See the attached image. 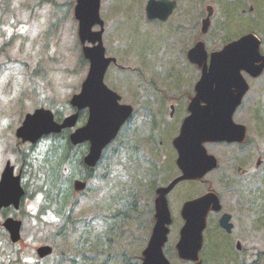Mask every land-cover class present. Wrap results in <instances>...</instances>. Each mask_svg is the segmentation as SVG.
Returning a JSON list of instances; mask_svg holds the SVG:
<instances>
[{
  "label": "rangeland",
  "instance_id": "1",
  "mask_svg": "<svg viewBox=\"0 0 264 264\" xmlns=\"http://www.w3.org/2000/svg\"><path fill=\"white\" fill-rule=\"evenodd\" d=\"M187 1L190 0H183L177 10V22L175 17H171L167 21L170 23L163 24L148 21V0H102L104 45L107 55L118 60V65L108 70L105 80L111 89L122 96L124 102H136L138 95L162 98L168 94L181 99V94H193L200 72L196 68L189 69L193 67L186 65L185 56L178 48L183 43L188 46L195 41L207 0H196L189 10L186 8ZM75 4L76 0H0V28L4 29H0L2 165L7 160L19 165L18 150H27L33 158L51 156L49 151L54 140H44L32 151L27 144L19 143L14 131L21 126L28 113L40 106L54 109L62 118L73 112L70 100L80 92L89 71V65L82 62ZM256 4L258 11L244 19L246 26L237 35L251 32L252 29L247 28L255 27L260 32L263 29L264 34V0H256ZM57 5L60 7L56 9ZM240 17L234 15L232 23ZM180 20L186 24H181ZM215 30L218 29L214 26L210 31L214 35L209 39L211 47L215 46ZM185 31L187 33L182 41L180 36ZM231 34L227 32L223 36L230 37ZM250 82L251 90L236 120L250 125L254 142L248 151L258 159L264 157V76ZM158 104H161L158 118L160 127L155 143L160 147V153L157 154V149L148 150L146 155L156 157L151 163L155 167H150L153 168V176L160 170L161 177L157 180L162 179L160 182L167 183L179 174L177 153L172 142L179 133L180 118L169 120L170 110L166 109L168 102ZM181 115L184 119L185 113ZM87 118L88 114L84 113L79 123L84 124ZM146 126L148 128L149 124ZM124 141L120 138L112 147V150H119V156L114 158L113 171L107 172L103 165L98 177L90 181L92 191L89 190L87 194L77 196L71 192L67 178L57 180V183L50 182L60 215L50 213L49 216H42L41 206L49 198L29 197L18 215L24 222L22 241L16 247L11 246L7 234L0 229V264H18L19 260L20 264H53L54 259L62 257L75 261L63 264H129L127 258L141 264L150 231L136 226L135 222L123 223L121 200L125 199V191L131 187L126 185L132 184L129 175L123 173L125 159L122 160L121 153ZM207 149L221 159L219 170L206 177L203 183L184 182L179 185L173 199V213L179 220V210L184 200L206 192L210 185L217 192H224L225 208L236 211L234 241L216 230L217 221L213 219L210 227L214 229L205 241L204 264H264V163L258 178L244 194L245 201L241 202L240 194L229 192L222 182L225 176L235 177L240 166L244 168L241 162H233L236 147L208 145ZM142 170L146 171L144 166L139 174H142ZM150 189L145 188L146 191ZM145 194L148 195V192ZM149 198L147 196L143 201L148 202ZM65 211L69 212V219L75 222V227L63 224L61 216ZM140 237L143 241H138ZM178 237L179 229L175 228L167 246V257L172 264H191L181 262L177 256L175 246ZM236 241L242 243L241 252L235 249ZM42 245L53 246L54 257L40 259L36 249ZM8 256H12L11 262L4 260Z\"/></svg>",
  "mask_w": 264,
  "mask_h": 264
},
{
  "label": "water",
  "instance_id": "2",
  "mask_svg": "<svg viewBox=\"0 0 264 264\" xmlns=\"http://www.w3.org/2000/svg\"><path fill=\"white\" fill-rule=\"evenodd\" d=\"M100 7L101 0H78L75 7L82 43L89 41L94 44L93 47L84 48V54L90 61V70L81 93L74 95L71 100V105L79 111L85 108L90 110L88 123L71 135L74 144L85 141L91 143L90 152L85 157V163L89 166H95L102 150L115 138L122 124L131 114V107L119 104L121 97L104 83L105 73L116 59L106 57V49L102 41L104 22L100 18ZM172 9L173 5L166 0H151L148 14L151 18L159 17L165 20ZM96 24H100L102 29L93 32L92 29ZM257 47L253 44L248 48L244 47L242 52L238 49L239 46L228 47L223 52L214 54L210 71L206 70V53L202 45L190 52V59L201 66L204 65V72L196 86L197 95L190 106L191 115L186 118L181 134L174 142L179 152L178 165L183 175L168 188L162 189L163 194L182 180L200 179L209 170L216 168L217 160L207 154L203 146L205 142L240 139L237 126L232 119L236 107L248 90V85L240 71L247 70L254 76H258L263 71L264 59L260 57ZM261 60H263L261 65L254 66ZM201 102H205L206 105L201 106ZM77 119L78 112L60 124L54 120L52 111L39 109L34 114L26 116L23 125L17 131V136L23 141L36 142L45 134L59 133L65 128L74 127ZM11 177L10 170H6L0 184V205L10 202L18 204L22 195L19 178L10 181ZM77 189H80L78 184ZM158 204V222L144 252L143 264H169L162 251L168 234L166 225L170 223L169 211L162 201ZM220 208L219 197L214 192L185 204L182 213L186 224L177 245L181 258L198 261V264H201L199 251L203 244L207 214L211 209L220 210ZM228 219L229 216H224L221 223L230 229V225L227 224ZM6 224L13 232L14 238H19L18 225L11 220ZM38 252L41 256H45L51 252V249L42 247Z\"/></svg>",
  "mask_w": 264,
  "mask_h": 264
},
{
  "label": "flooded vegetation",
  "instance_id": "3",
  "mask_svg": "<svg viewBox=\"0 0 264 264\" xmlns=\"http://www.w3.org/2000/svg\"><path fill=\"white\" fill-rule=\"evenodd\" d=\"M210 2L212 4H209L208 6H212V17L209 30H212L215 26L218 30H220L222 34L232 32L234 34V38L228 42L236 39V34L241 28L242 22L244 25H246L244 19H247V17L251 13H255L258 8L256 6V0H210ZM234 15H240L241 17L237 22L235 20L232 23ZM205 17L203 16L202 19ZM185 33L187 32H183L180 36L182 38V41L185 39ZM201 36H206L205 38L208 39L210 37H213L214 35L207 36V34H202L200 31H198L195 41L188 46L187 44L184 45V43L181 44L178 48L179 52L184 54L194 45L195 42L199 41ZM186 95L181 94V99L177 98L175 95L168 94H164L162 98L160 96H157L156 98H146V96L142 97V95H138L136 102L132 101L128 103L127 101L124 102L122 100V103H127L133 107V113L123 124L117 140L113 141L103 150L101 159L94 168H89L84 162V156L88 153L90 144L86 142L84 144L73 145L70 142V135L73 130L69 129L63 131L59 135H51L52 139L59 140V149L62 148L63 150L65 144L68 143V150L70 152L69 157L62 160L59 165L58 180H61L62 178H68L70 183L69 190L71 192H73L77 196L87 194V192L91 190V187H89L90 181H92L95 177H98V171L102 169L103 165H105L103 169H105L107 172L113 171V168L115 167L114 158L118 156L119 150H112V147L114 143H116L120 138L124 139L125 141L122 144L121 153V156L123 157L122 160L125 159V164L122 165L123 173H127L129 175L128 179L132 181V184L128 183L126 187L131 186L132 188L130 187L125 191V199L121 200V205L123 207V223H125L126 221L135 222L136 226H139L142 229L153 230L157 222V190L159 187L167 186L171 182L169 181L167 183H162L160 182L162 181V179L157 180V178L161 177L160 170H157V173L153 176V168L150 167H155V164L151 163L152 160L156 157H150L146 155L148 150L157 149V154L160 153V147H157L155 143L156 137L159 136L156 134L159 133L160 127L158 118H160L159 110L161 104L158 103L168 102V105H166V109L170 110L169 120L170 118H173V120L180 118L181 126L183 121L181 113H185V117L189 115L188 108L190 100L192 98V96H190L189 94ZM81 113L83 116L84 113H87V111L82 110ZM147 123L149 124L148 128L146 126ZM15 130H17V128H15ZM14 132L16 134V131ZM48 138L49 136H44L40 138L36 143H30L23 141L17 137V139L20 141L19 143L24 145L27 144L29 146L30 151H32L34 147L39 146V144H41ZM160 143L161 145L164 144L163 141H161ZM248 144H252L249 139L244 143L220 144L227 146L234 145L237 148V156L235 158L244 165V168L238 169L240 173L239 179L241 181L250 180L257 174L255 166L256 156L251 155L250 151H248ZM82 147H85V150L82 151ZM18 152L19 165L12 163V161L10 160H7L4 165H2V163L0 164V184L3 181L4 173L6 170H10L11 172L12 177L10 181H13L14 178H19V183L23 192V194L20 196V207L23 206V204L28 200L29 197H33L35 195L39 196V198H42L43 196H46V198H49L50 196L53 199L57 198L55 192L51 190L52 185L50 184V182L52 181L51 178H53V171L50 166L51 156L43 155L41 158L38 156L33 158L32 154H30L27 150H25L24 152L18 150ZM51 152L52 151H49L50 155ZM76 161L78 162L76 163ZM74 163L76 164L75 167L73 166ZM146 164H149V166ZM143 166L146 171L144 172L142 170V174H139V171ZM134 180L135 182H133ZM76 181H80L86 184L85 188L76 191L74 188V184ZM145 188L151 189L149 191H146ZM172 191L167 194V199L173 218V223L170 226V229L178 228L177 224L179 225V222H177L176 216L173 213V197L175 189ZM146 192H148V195L145 194ZM147 196L150 198L148 202H144L143 200L147 199ZM0 206V218L2 220H6L8 218L21 219L18 218L20 210H17L14 204H12L11 202L2 203ZM141 208H143V211H141ZM147 215L149 217H146ZM222 215L223 214H218L215 217L218 223ZM231 215L232 220H235L236 211H233V214L231 213ZM182 225L183 223H180L179 227H181ZM216 230L225 238L227 237L234 241L232 234L233 232L227 234L223 230H219L218 227H216Z\"/></svg>",
  "mask_w": 264,
  "mask_h": 264
},
{
  "label": "trees",
  "instance_id": "4",
  "mask_svg": "<svg viewBox=\"0 0 264 264\" xmlns=\"http://www.w3.org/2000/svg\"><path fill=\"white\" fill-rule=\"evenodd\" d=\"M82 62L87 64V61L84 60V58L82 57ZM69 150H68V143L65 144L64 149L62 150L57 148H54L53 151L51 152V157H50V166L52 168L53 174L51 180L55 183H57L58 180V172H59V165L61 163L62 160H64L65 158L69 157ZM78 161H76L77 163ZM56 186V185H54Z\"/></svg>",
  "mask_w": 264,
  "mask_h": 264
}]
</instances>
